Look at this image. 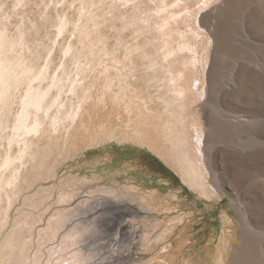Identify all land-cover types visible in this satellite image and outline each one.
<instances>
[{
  "label": "bare ground",
  "instance_id": "obj_1",
  "mask_svg": "<svg viewBox=\"0 0 264 264\" xmlns=\"http://www.w3.org/2000/svg\"><path fill=\"white\" fill-rule=\"evenodd\" d=\"M32 1L0 0V264H105V253L88 245L107 221L84 217L103 190H82L78 185L84 181L69 178L40 197L30 193L32 183L57 152L77 151L99 132L124 134L126 126L197 189L206 178V151L219 143L210 142L218 137L213 128L204 141L196 110L206 93L212 42L202 14L219 0H44L41 18L50 15V22L41 38L28 13ZM106 25L120 35L117 46L133 30V50L142 56L145 73L134 94L147 104L144 90L153 89L152 104L126 112L116 101L108 109L91 102L93 90L106 94L112 81L85 51L92 29ZM242 147L248 150V142ZM215 178L221 184L217 173ZM159 207L172 210L164 202ZM244 221L236 264H264V232L250 216ZM187 227L164 264H179ZM177 229L168 231L173 235ZM223 248L207 242L206 251L189 264H218Z\"/></svg>",
  "mask_w": 264,
  "mask_h": 264
},
{
  "label": "rangeland",
  "instance_id": "obj_2",
  "mask_svg": "<svg viewBox=\"0 0 264 264\" xmlns=\"http://www.w3.org/2000/svg\"><path fill=\"white\" fill-rule=\"evenodd\" d=\"M43 2L35 0L28 8L42 26L37 25L39 38L48 33L50 22V15L41 18ZM202 15L212 42L206 93L196 110L204 141L213 128L218 137L209 138L210 142L219 143L206 151V178L201 185L192 190L161 154L124 126V134L99 132L78 152L69 148L57 152L30 188V193L44 197L69 178H78L85 182L78 185L82 190H103L84 217L107 221L88 245L105 253V264H164L187 226V233L191 232L186 233L179 264L198 258L207 242L214 247L223 244L218 264H236L238 248L244 245V217L250 216L255 229L264 232V0H219ZM108 29V25L99 32L93 28L85 49L98 70L112 74L106 94L103 89L93 90L91 102L108 109L116 101L126 112L140 103L152 104L153 89L144 90L149 92L144 94L147 104L134 94L145 73L142 56L133 50L137 45L133 30H127L117 46L120 35ZM247 142L245 151L242 143ZM160 202L172 210L160 208ZM175 225L178 229L172 235L168 228Z\"/></svg>",
  "mask_w": 264,
  "mask_h": 264
}]
</instances>
